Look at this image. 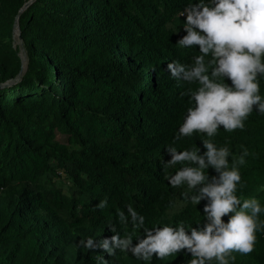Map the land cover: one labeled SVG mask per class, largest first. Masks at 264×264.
Masks as SVG:
<instances>
[{
    "label": "trees",
    "instance_id": "16d2710c",
    "mask_svg": "<svg viewBox=\"0 0 264 264\" xmlns=\"http://www.w3.org/2000/svg\"><path fill=\"white\" fill-rule=\"evenodd\" d=\"M30 1L0 0V264H100L101 256L107 264H188L190 254L143 261L79 241L118 232L135 242L142 230L117 216L129 205L145 227L204 218L203 202L185 201L186 185L169 183L180 165L166 151L209 139L176 138L192 106L187 89L198 86L167 67L199 54L177 44L190 0H34L21 12ZM17 18L27 56L20 78ZM222 127L211 139L229 147L230 164L248 152L238 194L264 204V113L253 110L242 129ZM233 255L230 264H264V227L251 253Z\"/></svg>",
    "mask_w": 264,
    "mask_h": 264
},
{
    "label": "clouds",
    "instance_id": "9594fccd",
    "mask_svg": "<svg viewBox=\"0 0 264 264\" xmlns=\"http://www.w3.org/2000/svg\"><path fill=\"white\" fill-rule=\"evenodd\" d=\"M180 15L185 34L177 44L199 54L189 64L170 62L168 71L177 80L198 86L187 89L192 106L187 108L176 138L204 133L209 139L191 148L168 147V162L180 165L168 180L173 187L186 185L188 191L181 192L185 201L196 206L203 202L199 211L204 218L195 224L180 220L145 227V216L129 205L127 212L120 210L117 216L121 224L142 230L135 242L131 233L122 236L117 232L102 239L89 236L79 244L89 250L103 249L109 256L118 249L143 261L183 253L190 254L188 264H230L236 259L234 252L253 251L256 232L264 227L260 219L264 204L255 196L238 194L244 188L238 165L245 163L247 149L230 164L229 147H218L211 138L221 126L229 132L244 128L253 110L264 113L260 94L264 0H190ZM106 204L100 201L97 206ZM98 260L107 264L103 256Z\"/></svg>",
    "mask_w": 264,
    "mask_h": 264
},
{
    "label": "water",
    "instance_id": "95a60500",
    "mask_svg": "<svg viewBox=\"0 0 264 264\" xmlns=\"http://www.w3.org/2000/svg\"><path fill=\"white\" fill-rule=\"evenodd\" d=\"M34 0H31L29 3H27L25 5V7L21 10V12H23L24 10H26L29 5L33 2ZM14 34L16 37H18V42L19 44H17V41H15V43L17 45H19L23 51V54H22V64H23V69L22 71L20 72V75L18 76V78H20L22 76V74L24 73V70H25V66L27 64V56H26V52L24 50V47H23V42H22V38H21V34H20V28H19V18H17L16 20V23H15V26H14Z\"/></svg>",
    "mask_w": 264,
    "mask_h": 264
},
{
    "label": "rangeland",
    "instance_id": "374dc122",
    "mask_svg": "<svg viewBox=\"0 0 264 264\" xmlns=\"http://www.w3.org/2000/svg\"><path fill=\"white\" fill-rule=\"evenodd\" d=\"M17 44H19L18 41H17ZM58 140L61 142H64V143L66 142V138L64 136H61V135H58ZM59 185L61 188L63 187L64 189H66V187L64 185H61L60 183H59Z\"/></svg>",
    "mask_w": 264,
    "mask_h": 264
}]
</instances>
